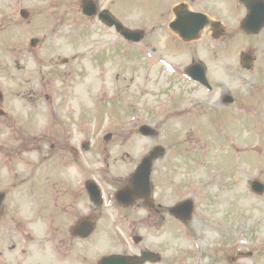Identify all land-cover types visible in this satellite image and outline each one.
I'll return each instance as SVG.
<instances>
[{"label":"rangeland","instance_id":"obj_1","mask_svg":"<svg viewBox=\"0 0 264 264\" xmlns=\"http://www.w3.org/2000/svg\"><path fill=\"white\" fill-rule=\"evenodd\" d=\"M28 1L33 2L29 8L30 17L23 22L17 15L18 9L15 6V0H0V29L2 31L0 33V85L11 87L14 85V76L18 77L22 89L25 88L23 80L26 79L29 82V90L26 96L29 97L35 92V96H38L39 99L41 96L43 103L40 104L35 99L36 104L34 105L35 109L32 110L31 119L24 122L19 119V122L20 124L27 123L28 133L37 139L42 138V133L46 131V127H48V133H56V129H59L57 134H61V137L63 135L66 139L63 160L67 163L53 167V160H57V158L49 157L46 162L40 165L42 167L36 174L31 167L35 168V162L38 160L35 159L37 152L32 151L27 154V159L24 154H20L6 162V165L2 164L0 189L6 190L7 196L0 212V264H78L79 262L80 264H91L108 251L124 249L125 245L117 239V241H113L109 230L107 234L106 230H100L87 240L88 244H84L79 253H76L72 259L74 248L78 247L76 242L73 241L64 245L56 242L64 229L62 226L68 223L67 218L65 219L61 212H57L58 217L52 226L50 224L53 220L51 214L49 217L52 219L46 216L42 219L36 217L35 204L46 195L49 180H52L49 185L55 187V192H58V187H61L60 183L73 182V178L70 176L74 177L75 175H73L70 166L72 157L75 155L72 152H75L74 147L78 143V137L84 135V138H89L91 142H94V147L98 151L105 145L101 139V134L108 130L104 129V119L111 112H113L112 115L116 120L122 118L124 123L123 125H113L111 122L110 128L113 129L111 131H113L114 137L106 143V152L97 154L98 151L95 148L91 149V155L96 159L95 161L90 163L81 156V163L78 162L76 165L81 177L92 176L94 174L93 169L99 165L98 161L104 160L108 155L117 156L116 160L119 161L120 151L123 149L121 145L124 144V135L132 138L129 151L133 155H137L138 150L144 146L143 142H136L135 140L149 143L147 139L140 137L136 131L137 126L144 122L139 87L140 78L136 67L129 65L122 68L119 63H114L113 71L107 75L113 77L111 83L104 84L99 90H96L98 88V80L95 76L96 63L92 58L83 57L84 51L79 49L82 43L86 44L89 40L81 43L76 40L78 35L75 28L77 25L85 24H82L77 18V20H73V26L67 28L66 21L62 23L58 19L62 13L59 7L45 10L41 9L44 3L39 0ZM69 17L67 16L68 20ZM32 30L34 35H42L34 48L29 45ZM24 51H33L37 68L32 69L33 63L28 62L27 54ZM21 54L26 55V57H20ZM56 55L59 56V59L54 61ZM71 56L76 59L72 64ZM64 58L70 59L68 64L71 65L67 68L60 65V61H63ZM54 62H56V68L61 70V74L54 70ZM226 65L231 68L233 63L227 62ZM209 66L213 75L221 77V69L216 63L209 62ZM253 70L244 71L241 75V81L238 80L237 85L230 83L228 88L236 93L238 90L242 91L243 113L249 111L248 116L243 114L239 117L237 114L236 120H234V113L230 110L227 115L221 116L227 120L220 124L221 133L218 131L220 125H209V121L201 131L203 136L213 140L210 143L212 152L208 158L203 159L204 163L200 160L193 162L194 157L187 148L194 146V143L184 141L185 131L188 127L179 119H173L168 126H161L160 128L161 141L169 148L167 155L173 154L175 167L173 171L156 167V177L163 176L170 182V185L174 184L179 177H186L190 174L191 166L194 167V175L205 182L207 191V196L203 201L201 199L204 196L199 195V203L195 207V216L200 219L206 216L226 219V222L220 223V235L223 238L227 235V240L230 242L231 247H227V256L238 249L245 252H255L251 257L240 259L237 264H264V195L255 196L250 193L248 188L250 177L256 176L264 180V95L260 93V89L257 91L261 100L260 113H258L251 102V90L254 85ZM67 73H72V76L67 83L64 102L61 98V93H64L61 81ZM117 73H119V79H115ZM261 85L262 82L260 81L259 87ZM48 87L58 93L52 96L54 97L53 105L43 99L44 94L48 93ZM99 99L113 104L114 110H111L110 113L107 109L100 111L97 106ZM112 99L118 100L117 106L110 102ZM24 105H21L20 100H18L15 112L20 114L27 111ZM117 112L121 113V116H118ZM38 114L42 117L37 118ZM134 117L135 120L130 121ZM80 119L85 124H82ZM11 123L0 125V132L8 135L22 134V128ZM86 128L87 130L81 135L80 132ZM242 134L245 135L244 138H242ZM226 142L236 149L237 160L235 165L231 163L233 157L224 153ZM196 145H206V142L199 140ZM54 150H52V154ZM56 150L58 151V148ZM251 150H256V152ZM187 151L185 158L179 157L178 154H185ZM129 161L131 158L126 160L122 157L120 162L112 166L111 170L117 177L112 181L113 187H110L112 191H115L118 186L116 184L117 179L120 176L125 177L124 172L133 164ZM183 165L186 167L179 170ZM210 166L225 173L223 176L221 174L220 181L213 182L210 179V174L208 175L210 168H207ZM48 167H52V170L45 172ZM32 172L35 174L33 182H30ZM213 175L215 173H212ZM223 177H225L224 181ZM32 183L34 191H31ZM53 183L57 184L54 185ZM187 187L188 185L182 188L183 191H187ZM208 197L212 203L205 202ZM231 202L235 203L229 204ZM81 205L83 214L90 211V204L84 192H82ZM230 209L233 212H230ZM100 210L106 214L116 211L115 207L108 206L107 202ZM133 212L132 209L126 211V213ZM196 217L191 218L190 224L192 226L186 229L188 233L178 232V226L174 225L170 219H167L168 222L164 221L166 226L158 230L147 228L145 230L139 229L137 232L145 236L148 247L157 249L161 253V264H202L203 255H207L209 251L206 252L205 249L211 248L215 243L213 237L215 234L208 235L207 231L204 237L203 232L196 227L199 226L196 224L199 220ZM49 225L52 226L51 230ZM123 240L129 243L128 236L124 235ZM241 240L245 243H242ZM66 246L70 251L68 253L70 258L62 256L63 259H61L60 252H64ZM228 248H232V250ZM224 250L226 249L224 248ZM218 251L223 252L222 250Z\"/></svg>","mask_w":264,"mask_h":264},{"label":"flooded vegetation","instance_id":"obj_2","mask_svg":"<svg viewBox=\"0 0 264 264\" xmlns=\"http://www.w3.org/2000/svg\"><path fill=\"white\" fill-rule=\"evenodd\" d=\"M180 3L185 4V7L179 9L181 15L184 14L185 9H189L194 12L202 13L204 15L210 16L215 21L210 23L198 22V21H188L184 19L177 25H182L184 28H192V25H228L226 21H221L222 19V10L226 7L232 8L236 11L238 15H241L245 11V5L236 0H141L143 7L142 10V19L145 25H157L153 27L152 31L148 35L145 33L146 37H149L150 40H155L158 42H163L164 45L169 47L172 41L178 39L177 35L173 34L167 28V25H170V21L174 18L172 13V8L178 6ZM105 6H103L104 8ZM153 7V14L150 8ZM108 8L114 10L122 9L128 13L127 8L120 7L114 0L108 3ZM236 22H231L229 25H237ZM210 30L209 27L204 29V34L206 31ZM210 34V32H209ZM180 38V37H179ZM181 39V38H180ZM185 42L184 40H182ZM188 46L190 43H186ZM208 49H210L208 47ZM204 49L200 46H197L193 49L194 52L198 53Z\"/></svg>","mask_w":264,"mask_h":264}]
</instances>
